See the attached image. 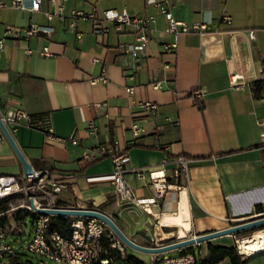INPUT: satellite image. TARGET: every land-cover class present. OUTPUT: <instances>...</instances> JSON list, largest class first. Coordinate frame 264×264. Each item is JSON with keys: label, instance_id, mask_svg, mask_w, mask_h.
Returning a JSON list of instances; mask_svg holds the SVG:
<instances>
[{"label": "crops", "instance_id": "crops-1", "mask_svg": "<svg viewBox=\"0 0 264 264\" xmlns=\"http://www.w3.org/2000/svg\"><path fill=\"white\" fill-rule=\"evenodd\" d=\"M0 1L6 3L0 6V37L10 26L54 27L50 35L25 41L7 35L0 49V116L21 107L32 117L47 118L53 129V136L47 137L44 128L21 123L13 132L7 125L33 169L49 168L67 183L54 199H41L43 205L97 209L143 246L168 244L264 214L256 211L257 205L264 207V0H167L176 20L206 25L201 32L197 28L178 34L165 32V16L145 0H66L63 17L55 14L50 20L47 13L55 10L50 0H41L37 11ZM23 2L30 5V0ZM75 8L153 16L140 62L132 64L120 51L121 42L132 38V27L125 26L121 33L111 29L100 41L92 22L80 19L77 37L67 26ZM164 42H176L175 50L162 53ZM43 46H48L49 56L41 54ZM102 74L106 82H89ZM231 75H238L240 86L231 84ZM258 80L259 97L253 89ZM144 101L157 108L145 110ZM90 121L96 134L88 133ZM113 142L129 155L126 181L137 198L152 195L148 171L165 168L171 175L179 156L191 160L187 175L171 178L180 187L148 211L133 203L120 205L110 183L111 159H80L84 149ZM5 174L21 178L24 172L0 129V175ZM182 199L189 218L184 235L178 226H163L173 227L167 233L152 227L149 217L158 220L163 213H177ZM208 243L232 245L233 240L224 235L197 249L190 246L203 258ZM186 247L160 254H176ZM6 256L8 263L11 257ZM216 264L231 262L226 257Z\"/></svg>", "mask_w": 264, "mask_h": 264}, {"label": "built area", "instance_id": "built-area-1", "mask_svg": "<svg viewBox=\"0 0 264 264\" xmlns=\"http://www.w3.org/2000/svg\"><path fill=\"white\" fill-rule=\"evenodd\" d=\"M55 3V10L47 13V18L52 19L57 14L63 17V7L66 0H50ZM148 4L153 5L157 12L162 13L167 20V33H189L197 29L201 32L205 28V24L187 25L182 21L176 20L169 10L167 0H145ZM41 0H30V5L24 4L23 0H10L9 5L20 8L37 11L40 9ZM6 3L0 1V6ZM229 16H223L228 20ZM90 20L93 25V31L100 41L110 32L111 29L117 33H121L125 26L133 29L132 38L121 42L120 51L127 61L134 65L142 59L144 50L151 37L152 28L150 24L154 21L153 16L131 15L125 9L119 11L117 9H105L102 11L84 12L81 9H73L68 20V28L76 33L77 37L81 33L77 29L78 20ZM107 22L112 26H108ZM196 31V30H195ZM54 32V27L50 24L31 23L25 27H8L4 35L0 37V49L7 35L16 40H27L31 36L50 35ZM176 48V42H164L161 46V52H173ZM42 55L49 56L51 53L48 46L40 49ZM238 75H231L230 81L234 86H240L241 82L237 81ZM264 79V75H262ZM98 81L106 82L104 74L91 77L90 83ZM157 87L158 83H154ZM132 87H128L130 91ZM100 104H96L99 106ZM141 106L148 111H154L157 105L150 101H144ZM4 124L9 126L10 130L15 132L21 123H25L30 127L44 128L47 137L53 136V129L48 119L32 117L25 109L15 107L8 109L4 116H0ZM7 126V127H8ZM134 134H137L138 127L133 126ZM97 127L93 121L89 122L88 133L96 134ZM264 138V135H262ZM72 143L76 144L77 140L71 138ZM101 157H109L112 162L110 172V183L113 191L122 202L133 203L143 210L148 211L146 206L157 203L161 198L169 192H175L180 185L171 183L170 179L177 180L181 175L186 176L188 172L189 157L179 156L174 162L175 166L171 175H167L165 168L148 171L149 187L152 195L148 198H137L132 188L127 184L126 173L128 172L127 163L129 155L126 150L120 149L117 143L98 144L91 148L84 149L81 154V161L87 163ZM262 159H264V150H262ZM138 175H142L141 170L135 171ZM67 188V183L63 176H54L49 168L36 170L27 176L21 178L14 174L0 175V200L9 198L19 193H25L28 202L30 199L38 207H51L43 205L41 199H54L56 194ZM27 208L33 213L31 224V240L25 245V249L36 252L46 259L56 264H131L126 260V245L112 232L108 226L100 219L95 217L71 216L70 231L68 233L54 227L52 225L51 215H42L33 210L29 204ZM21 231L18 230L17 233ZM233 246L239 254L246 255L241 252L240 240L236 233L230 234ZM7 226L0 222V264L1 259L17 254L12 243L7 242ZM109 241L106 245L105 242ZM158 246V245H154ZM195 246L199 247L200 244ZM115 250L112 252L111 250ZM200 256L194 251L186 250L176 254H152L147 264H195Z\"/></svg>", "mask_w": 264, "mask_h": 264}, {"label": "water", "instance_id": "water-1", "mask_svg": "<svg viewBox=\"0 0 264 264\" xmlns=\"http://www.w3.org/2000/svg\"><path fill=\"white\" fill-rule=\"evenodd\" d=\"M0 129L6 139L9 141L10 145L12 146L14 152L16 153L20 163L23 167L24 175L27 176L28 174L32 173L33 167L30 163L25 159L24 155L21 153L20 149L14 142V139L9 132L7 126L4 124L0 117ZM29 206L42 215H63V216H83V217H95L102 220L108 228L115 233V235L127 246L131 247L135 250L151 253V254H160L167 251L183 248L190 245L201 244L206 241H210L211 239L221 237L224 235H230L233 233L243 232L248 229H253L258 226H264V214L256 215L246 220L238 221L233 225H230L226 228L209 231L201 234H195L191 237L180 239L168 244L158 245V246H143L140 244L135 243L130 238H128L123 231L117 226L115 221L107 214L93 208H74V207H58V206H51V207H38L32 201L29 200Z\"/></svg>", "mask_w": 264, "mask_h": 264}, {"label": "rangeland", "instance_id": "rangeland-1", "mask_svg": "<svg viewBox=\"0 0 264 264\" xmlns=\"http://www.w3.org/2000/svg\"><path fill=\"white\" fill-rule=\"evenodd\" d=\"M119 199V197H118ZM120 205L130 206L131 203L122 202L119 199ZM29 204L28 198L25 193H19L18 195L9 197L5 200H0V222L7 226V242L13 244L16 252L19 255V260L21 264H56L39 253L31 252L25 249V245L31 240V217H33V213L29 211L27 205ZM4 206H7V209H3ZM143 210H141L142 212ZM24 218V223H23ZM113 218V217H112ZM149 223L152 224V227L158 228L160 231L165 233L170 232L169 230H173V227H163L158 223V220L155 218L149 217ZM23 230L22 233L17 234L18 230ZM260 229H264V226H258L253 229H248L243 231L242 237L250 236L256 232H259ZM168 230V231H167ZM226 245H230L226 244ZM197 249L198 247L195 246ZM128 255L134 258H138L143 264H147L150 261L151 253L141 252L135 250L131 247H127ZM169 251H167L168 253ZM238 253V252H237ZM239 254V253H238ZM241 255V254H240ZM242 258H247L245 255H241ZM8 258L4 256L1 259V262L7 263ZM12 259H9L7 264H11ZM245 264H264V252L256 253L248 258Z\"/></svg>", "mask_w": 264, "mask_h": 264}, {"label": "trees", "instance_id": "trees-1", "mask_svg": "<svg viewBox=\"0 0 264 264\" xmlns=\"http://www.w3.org/2000/svg\"><path fill=\"white\" fill-rule=\"evenodd\" d=\"M261 86V81H255L254 83V94L259 97L261 96L258 92V87ZM4 198L2 200H5ZM60 204V203H57ZM7 206H4L3 209H7ZM257 212L264 211V207L257 205L256 206ZM52 218V225L65 233L70 231V221L72 220L71 216H63V215H51ZM106 245L109 244V241L105 242ZM192 246H188L185 249H182L180 252H184L186 250L192 251ZM208 254L203 258H198L195 264H216L223 260L224 258L228 257L230 259L231 264H245L249 257L242 258L240 254L237 253L236 248L233 245H226V244H219V243H208L207 244ZM115 252V250H111ZM12 259L11 264H21L19 260L18 253L15 256H10ZM126 260L131 264H140L136 258L129 256L126 253ZM5 264V263H4Z\"/></svg>", "mask_w": 264, "mask_h": 264}, {"label": "bare ground", "instance_id": "bare-ground-1", "mask_svg": "<svg viewBox=\"0 0 264 264\" xmlns=\"http://www.w3.org/2000/svg\"><path fill=\"white\" fill-rule=\"evenodd\" d=\"M146 208L149 210L148 206H146ZM186 209L185 201L182 199L179 211L177 213H163L162 215H159L158 223L162 226H178L179 234L184 235V229L189 228V218ZM239 242L241 252L249 255V257L264 251V229H260L259 232L242 238Z\"/></svg>", "mask_w": 264, "mask_h": 264}]
</instances>
